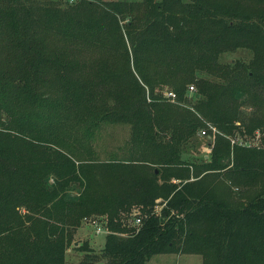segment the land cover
<instances>
[{
	"label": "trees",
	"instance_id": "1",
	"mask_svg": "<svg viewBox=\"0 0 264 264\" xmlns=\"http://www.w3.org/2000/svg\"><path fill=\"white\" fill-rule=\"evenodd\" d=\"M98 215L78 264H264V0H0V264H68Z\"/></svg>",
	"mask_w": 264,
	"mask_h": 264
},
{
	"label": "rangeland",
	"instance_id": "2",
	"mask_svg": "<svg viewBox=\"0 0 264 264\" xmlns=\"http://www.w3.org/2000/svg\"><path fill=\"white\" fill-rule=\"evenodd\" d=\"M75 1V0H70ZM140 1V0H129ZM187 1V0H185ZM251 57L250 53L244 50L236 52H228L223 55L224 62L235 61L236 59L248 60ZM131 136V127L124 123H108L104 126L102 131L97 135L94 148L100 159H108L114 154L124 155L127 151V146ZM201 136V135H200ZM205 141L209 140L207 137L201 136ZM205 154L207 158L212 149L208 146H199L196 153ZM73 192L72 195H76ZM100 220L103 231L97 232V225L92 220ZM107 231L104 229L102 216H91L85 219L79 227L73 240L68 246L66 253V261L68 264H78L85 253V248H91L94 252L101 253L105 246ZM147 264H203V258L199 254H178L165 253L156 254L147 262Z\"/></svg>",
	"mask_w": 264,
	"mask_h": 264
},
{
	"label": "built area",
	"instance_id": "3",
	"mask_svg": "<svg viewBox=\"0 0 264 264\" xmlns=\"http://www.w3.org/2000/svg\"><path fill=\"white\" fill-rule=\"evenodd\" d=\"M195 91H196V86L194 84H191L189 86V92L190 93H194ZM164 94H165V96L168 99H170L172 101H176L177 100V94L174 91L165 90L164 91ZM210 130H212V132H210ZM216 133H217L216 127H214L213 125H211L208 129H206V128L205 129H202L201 132H200V135L203 136V137H207L210 141H213L215 139ZM256 137H257V140H259L260 133H257ZM234 142H235V139H232V143H234ZM248 143H250V142H248ZM138 213H139V211H136L135 212V214L137 215L136 216V221H137V223H140L141 222V218L138 216ZM92 222L95 225H97V232L98 233H100V232L103 231V227L101 225L102 222H100V220L94 219V220H92ZM104 229L106 230L105 226H104Z\"/></svg>",
	"mask_w": 264,
	"mask_h": 264
}]
</instances>
